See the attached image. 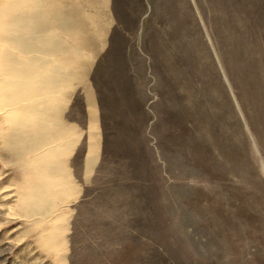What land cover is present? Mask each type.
<instances>
[{
  "label": "rangeland",
  "instance_id": "obj_1",
  "mask_svg": "<svg viewBox=\"0 0 264 264\" xmlns=\"http://www.w3.org/2000/svg\"><path fill=\"white\" fill-rule=\"evenodd\" d=\"M114 7L102 163L63 198L4 151L0 0V264H264V0Z\"/></svg>",
  "mask_w": 264,
  "mask_h": 264
},
{
  "label": "crops",
  "instance_id": "obj_2",
  "mask_svg": "<svg viewBox=\"0 0 264 264\" xmlns=\"http://www.w3.org/2000/svg\"><path fill=\"white\" fill-rule=\"evenodd\" d=\"M116 26L114 0H6L2 131L20 179L63 198L93 180L104 91L124 77Z\"/></svg>",
  "mask_w": 264,
  "mask_h": 264
}]
</instances>
